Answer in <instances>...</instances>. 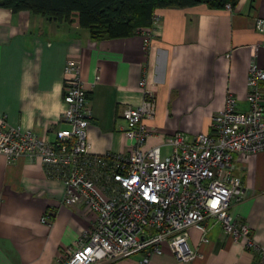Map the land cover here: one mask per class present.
<instances>
[{
	"label": "crops",
	"instance_id": "0c3cea01",
	"mask_svg": "<svg viewBox=\"0 0 264 264\" xmlns=\"http://www.w3.org/2000/svg\"><path fill=\"white\" fill-rule=\"evenodd\" d=\"M154 14L151 45L144 49L145 32L95 38L65 19L0 8V126L4 120L54 142L56 132L66 127L60 117L68 58L80 63L91 108L87 140L94 154H127L122 111L140 103L138 82L147 74L156 110L146 124L156 135L145 148L165 146L169 153L165 144L174 132L192 137L208 131L228 93L245 111L248 70L253 64L264 69V34L254 29L255 19L264 18V0H238L232 12L198 4L157 8ZM255 44L260 46L256 57ZM260 87L264 96V81ZM231 172L244 191L232 214L264 249V151L234 154ZM63 193L62 182L49 177L38 159L8 161L0 155V264H58L60 254L77 248L95 214L62 205ZM208 239L201 243L200 232L191 228L189 245L198 249L197 258L178 261L162 244L148 264H264L258 251L224 237L218 227ZM142 256L108 264H140Z\"/></svg>",
	"mask_w": 264,
	"mask_h": 264
},
{
	"label": "built area",
	"instance_id": "2783aa9c",
	"mask_svg": "<svg viewBox=\"0 0 264 264\" xmlns=\"http://www.w3.org/2000/svg\"><path fill=\"white\" fill-rule=\"evenodd\" d=\"M224 8L233 11L226 3ZM154 16L151 26H155ZM254 29L264 34V18ZM150 31L144 49L150 48ZM260 46H253L254 56ZM98 75L95 76V80ZM264 69L250 66L246 78L247 109H237L236 98L227 94L224 108L212 117L210 129L189 137L174 132L165 146L145 148L155 137L146 121L156 110L155 93L148 74L140 79L142 99L122 111L124 131L130 142L127 154L98 155L90 151L87 127L91 108L80 63L68 58L63 66L66 125L55 141L21 127L0 126V155L8 161L38 159L46 174L64 186L62 205L83 207L95 214L91 228L81 234L77 248L60 254L58 264H108L142 253L140 264L160 254L166 244L181 262H191L199 251L189 245V230L200 232V242L218 227L224 237L258 251L249 226L232 214L244 197L243 184L231 172L233 155L264 151V96L260 87ZM42 223L47 217L41 218Z\"/></svg>",
	"mask_w": 264,
	"mask_h": 264
},
{
	"label": "trees",
	"instance_id": "16d2710c",
	"mask_svg": "<svg viewBox=\"0 0 264 264\" xmlns=\"http://www.w3.org/2000/svg\"><path fill=\"white\" fill-rule=\"evenodd\" d=\"M238 0H0V8L30 11L51 20L62 19L88 29L92 37L119 38L149 32L157 8H186L205 4L233 8Z\"/></svg>",
	"mask_w": 264,
	"mask_h": 264
}]
</instances>
